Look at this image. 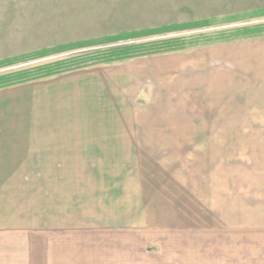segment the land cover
<instances>
[{
  "label": "crops",
  "instance_id": "obj_1",
  "mask_svg": "<svg viewBox=\"0 0 264 264\" xmlns=\"http://www.w3.org/2000/svg\"><path fill=\"white\" fill-rule=\"evenodd\" d=\"M242 47L207 56L179 138L174 122H167V139L146 133L156 124L134 102L142 74L133 63L1 89L0 264H113L110 236L96 233L102 214L95 208L121 205L127 172L114 160L135 158L146 151L138 147L145 142L217 143L226 136L213 128L264 126V109L256 117L255 109L236 104L239 88L248 91L255 81L250 64L264 66V51L255 58ZM213 60L226 69L211 72ZM262 72L257 79L264 85ZM192 153L190 146L184 152L183 186L194 196L185 204L183 264H264V216L250 215L244 206L250 200L240 204L239 184L225 189L215 181L216 162L208 165L203 152Z\"/></svg>",
  "mask_w": 264,
  "mask_h": 264
},
{
  "label": "rangeland",
  "instance_id": "obj_2",
  "mask_svg": "<svg viewBox=\"0 0 264 264\" xmlns=\"http://www.w3.org/2000/svg\"><path fill=\"white\" fill-rule=\"evenodd\" d=\"M259 26H264V0H0V77L54 64L87 65L76 69L81 70L133 63L132 70L142 74L138 87L142 90L134 102L142 108L144 118L156 124L146 133L153 130L156 141L167 139V122H174L179 138L184 109L194 103L191 93L199 86L195 77L207 70V56L222 54L221 48L234 45L244 46L241 52L255 53L257 58L264 51V36L234 39L237 32ZM125 33L138 36L119 39ZM171 45L182 49L97 64L108 51L135 47L142 54ZM42 53L46 54L40 56ZM210 69L214 73L226 67L213 60ZM249 69L255 77L249 84L254 89L245 91L241 86L234 102L255 109L260 117L264 85L258 83L263 77L257 76L264 66L250 64ZM240 75L245 73L240 71ZM252 91L255 93L250 94ZM213 129L226 137L203 144L145 142L138 147L144 146L146 151H138L135 158L124 163L114 160V166L127 172L121 205L110 211L103 207L104 212L95 208L102 214L95 219L96 233L104 231L99 234L110 236L113 264H183L185 204L194 196L183 186L184 152L189 146L192 156L203 152L206 164L216 162L215 181L223 188L239 184L240 204L250 200L244 205L249 206L250 215L264 216V126ZM198 184L195 181L193 186ZM227 192H220V197L226 198ZM257 207L261 209L255 211ZM103 218L106 221L99 220ZM99 242L107 249L103 239Z\"/></svg>",
  "mask_w": 264,
  "mask_h": 264
},
{
  "label": "trees",
  "instance_id": "obj_3",
  "mask_svg": "<svg viewBox=\"0 0 264 264\" xmlns=\"http://www.w3.org/2000/svg\"><path fill=\"white\" fill-rule=\"evenodd\" d=\"M136 36L138 35H136L135 33H125V34H121L119 36V39L126 40V39H131ZM236 36L237 37L234 40H243V39L250 40L254 38L263 37L264 36V26H261V27L259 26V27H254V28H245L241 32H237ZM180 49H182V47H176V46L171 45V47L167 49L164 47L162 49L154 50L152 52L139 54L137 53V48L126 47V48H121V49H116V50L106 52L104 54L105 58L103 59V61L97 62V64L98 63L111 64L116 61H123V60L131 59L134 57L179 51ZM45 54L42 53L40 54V56H43ZM75 66L62 67L61 64H54V65L40 68L37 70H31V71L16 73V74L8 75V76H3V77H0V89L27 83L30 81L47 78V77H52V76L63 74L69 71L71 72L78 68L86 67L87 65L76 67V68Z\"/></svg>",
  "mask_w": 264,
  "mask_h": 264
}]
</instances>
